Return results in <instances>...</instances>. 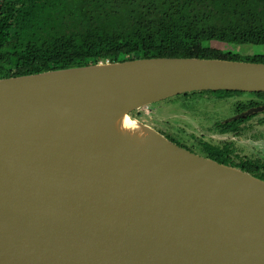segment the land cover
Returning <instances> with one entry per match:
<instances>
[{"label": "water", "instance_id": "95a60500", "mask_svg": "<svg viewBox=\"0 0 264 264\" xmlns=\"http://www.w3.org/2000/svg\"><path fill=\"white\" fill-rule=\"evenodd\" d=\"M208 90L264 92V63L142 58L0 78V264H264V180L131 115Z\"/></svg>", "mask_w": 264, "mask_h": 264}, {"label": "trees", "instance_id": "16d2710c", "mask_svg": "<svg viewBox=\"0 0 264 264\" xmlns=\"http://www.w3.org/2000/svg\"><path fill=\"white\" fill-rule=\"evenodd\" d=\"M223 44L264 45V0H0V78L142 58L264 63V53H241ZM206 93L254 96L237 103V114L264 104V92L208 90L179 96ZM254 115L215 127L238 135L240 124ZM201 150L205 157L264 180V160H234L233 143L204 142Z\"/></svg>", "mask_w": 264, "mask_h": 264}, {"label": "rangeland", "instance_id": "374dc122", "mask_svg": "<svg viewBox=\"0 0 264 264\" xmlns=\"http://www.w3.org/2000/svg\"><path fill=\"white\" fill-rule=\"evenodd\" d=\"M223 45L228 50L241 53H264V45ZM253 98L249 94L217 98L211 93L202 96H175L144 110L134 111L131 115L159 132L166 131L180 136L199 152L202 151L201 142L222 145L235 141L238 153L264 159V113L240 124L243 129L239 135L223 134L215 127L217 122L227 121L237 114V103Z\"/></svg>", "mask_w": 264, "mask_h": 264}, {"label": "flooded vegetation", "instance_id": "af4514ba", "mask_svg": "<svg viewBox=\"0 0 264 264\" xmlns=\"http://www.w3.org/2000/svg\"><path fill=\"white\" fill-rule=\"evenodd\" d=\"M264 105V104H263ZM263 105H260V106H263ZM259 107V106H258ZM254 108H256V107H254ZM254 108H252V109H254ZM251 110V109H250ZM244 113V112H243ZM259 113H264V111L263 112H254L253 114H250V115H257V114H259ZM240 114H242V113H240ZM239 113L238 114H236L234 117H232V118H229V119H227L228 121H230L231 119H234V118H237L239 115H240ZM255 115L253 116V117H255ZM252 117V118H253ZM220 122H222V121H220ZM161 132V131H160ZM162 134H164L167 138H169L170 140H172L173 142H175L176 144H178V145H180V146H182V147H184V148H186V149H188V150H190V151H192V152H195V153H197V154H200V155H202V156H205L201 151L199 152L198 150H196L194 147H192V145H190L187 141H184L180 136H178V135H176V134H173V133H167L166 131L165 132H161ZM226 134H231V133H226ZM234 135V134H233ZM239 135V134H238ZM225 143H233V145L236 147V150H238V148H237V145H236V143H235V141H228V142H225ZM201 144V148H202V145H203V142H201L200 143ZM224 144V143H223ZM221 146V145H220ZM237 154L236 155H233L232 157H233V159L234 160H236V161H240V159L241 158H243V157H251V158H255L256 159V157L255 156H248V155H243V154H241V153H238V151L236 152ZM259 159H262V160H264L263 158H259Z\"/></svg>", "mask_w": 264, "mask_h": 264}, {"label": "bare ground", "instance_id": "6f19581e", "mask_svg": "<svg viewBox=\"0 0 264 264\" xmlns=\"http://www.w3.org/2000/svg\"><path fill=\"white\" fill-rule=\"evenodd\" d=\"M122 127L126 130L135 131L139 128L138 122L132 119L129 115H126L122 121Z\"/></svg>", "mask_w": 264, "mask_h": 264}]
</instances>
